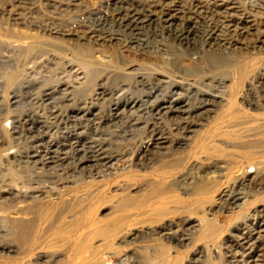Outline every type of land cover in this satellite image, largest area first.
Returning <instances> with one entry per match:
<instances>
[{
    "label": "rangeland",
    "instance_id": "obj_1",
    "mask_svg": "<svg viewBox=\"0 0 264 264\" xmlns=\"http://www.w3.org/2000/svg\"><path fill=\"white\" fill-rule=\"evenodd\" d=\"M161 1L0 0V38L30 44L0 45V264H264V0H210L249 31L211 48L198 46L203 16L175 13L180 30L196 21L192 52L97 21L119 6L146 7L153 25L189 9ZM154 73L161 90L148 91L158 83L138 74ZM192 86L224 101L158 113L201 103Z\"/></svg>",
    "mask_w": 264,
    "mask_h": 264
},
{
    "label": "bare ground",
    "instance_id": "obj_2",
    "mask_svg": "<svg viewBox=\"0 0 264 264\" xmlns=\"http://www.w3.org/2000/svg\"><path fill=\"white\" fill-rule=\"evenodd\" d=\"M156 1L159 2L158 4H160V2H162L161 0H156ZM156 1L155 0H151L152 3L156 2ZM222 1L223 0H221V2ZM145 8L146 7H138V6H133V7L119 6V7H115V8L111 9V13H112L111 19L110 18L109 19L107 18L108 20L99 19L97 21H99V25L100 26H104L105 23L108 22L109 25L114 29V31H117V33L118 32L122 33V34L129 33V36H130V38H128L130 40L129 42L132 43V44H136V45L139 44L138 43V37H140L141 35L152 34V33L158 32L157 30L166 31V32H168L170 34V35L169 34L168 35L171 36L172 39L175 40L179 44V46L184 48V50L187 51V52H192V50H194V49L197 51V49H198L197 44H195L196 42H192L191 41V40H194L193 39V30L192 29L194 28L195 25H197V24H195L196 21L195 22L192 21L193 23H187L185 27H182L183 30H180V28H181L180 26H178V25L174 26V24L172 23V21L176 18L175 17L176 16L175 13L176 14L177 13L178 14H184L185 10L186 11L187 10H194V13L196 15L203 16V18H202L203 19L202 26L205 28L204 33H206V34L201 32V33L204 34L205 38H204L203 41H201L202 43H200V45H198V46L206 45V46H208L210 48L215 46V45L218 46L217 44H218V41H219L218 40L219 39L218 36H220L219 34H223L225 37H231V38H239L241 35H249L248 34L249 33L248 28L243 27V26H240V28H239L238 25H236V24L232 25L233 22H231L232 20L230 21V19H229V18L233 17L232 13H230V14L227 13L228 15H224V16L223 15H219L221 13L218 12L214 2L210 3V0L209 1L208 0L207 1L206 0H204V1H202V0H189V9L188 8L185 9V7H183V8L181 7L180 9L172 10V11H170L167 14L164 13L165 15H164L161 23H156L154 25L152 24L153 21L151 20V18H148V17L145 16L146 12H147ZM230 9H231V7H230ZM179 10H181V11H179ZM231 11L232 12L233 11L237 12L238 10L231 9ZM172 13H174V14H172ZM243 14H245V13L244 12L239 13L240 16H243ZM160 15H162V14H160ZM158 24H161V26L157 27ZM182 26H184V25H182ZM151 31H152V33H151ZM262 33L264 34V32H262ZM254 35H256V34H254ZM152 36H153V34H152ZM121 37H122V35H121ZM258 39L259 38L257 37L256 41ZM224 40H225L224 42H225V44H227V46H232L233 42L231 41V39H228V40L224 39ZM0 45L4 46L5 49L8 50V51H10V50H21L23 48H26L28 50L29 47H30V44H25V43H23L21 41L8 40V39H3V38H0ZM214 57H216V56H214ZM214 57H208V59L204 60V65H202V67L203 66H206V67L216 66L217 67L221 63L222 59H221L220 55H219V57H220L221 60L218 57L217 58H214ZM251 69L255 70L256 69L255 65L252 66ZM197 70H198L197 65H194V66L192 65L191 67H187L185 69L186 73H190V74L195 73ZM254 70H252V71H254ZM138 75H139V82L138 83H140L143 87L148 83V81L149 82L151 81V84L152 83H155V84L158 83L157 84L158 86L154 85L153 88H150L148 91H159V90H161V87L159 86V84L160 83L162 84V81H163L164 78L159 76L157 73L156 74L154 73V75L151 74L150 77H147V80H146V78H144L143 74H138ZM171 86L173 87V89L174 88L175 89H181V88H184L185 84L183 85L182 83L174 82V83L171 84ZM192 89H194L193 92L195 94V97H198L201 100V103L198 102L199 104L197 106H195V105L191 106L189 104L190 106L188 107L187 103H185V102L183 103L180 100H176L175 102L170 103L169 105H165V103H159V105H157L158 113H163V114H166V115L169 114V113L170 114L174 113V114L178 115V117L179 116H183L184 114L190 115V114H194V113H198V112L202 113V112L206 111L212 105L214 106L215 103L224 101L223 98L217 97V96L213 95L211 92L204 91L206 88L204 90H201L199 88L195 89L193 87ZM192 104H194V103H192ZM180 120L182 122L178 123V125L176 126V128L178 130V133H180V135L191 134L193 132L194 124L192 122L188 121V117L180 118ZM261 120L263 121V119H261ZM149 137H150V135H149ZM154 141H155V145H158V144L162 145L163 144L162 143L163 142V137L162 138L158 137L157 139H154ZM81 149H79V150H81ZM80 153H81V151H80ZM98 158H99V161H105L104 157L101 156V155H99ZM47 163H48L47 160H45L44 164H47ZM232 196L233 197L230 198V200H231V205L234 206L236 203H238L240 201L239 194H234ZM82 263H83V261H82ZM84 264H85V262H84Z\"/></svg>",
    "mask_w": 264,
    "mask_h": 264
}]
</instances>
